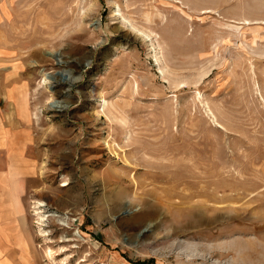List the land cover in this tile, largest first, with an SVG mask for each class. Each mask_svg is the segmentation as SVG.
Wrapping results in <instances>:
<instances>
[{"label": "rangeland", "instance_id": "1", "mask_svg": "<svg viewBox=\"0 0 264 264\" xmlns=\"http://www.w3.org/2000/svg\"><path fill=\"white\" fill-rule=\"evenodd\" d=\"M0 175L20 264H264V0H0Z\"/></svg>", "mask_w": 264, "mask_h": 264}, {"label": "crops", "instance_id": "2", "mask_svg": "<svg viewBox=\"0 0 264 264\" xmlns=\"http://www.w3.org/2000/svg\"><path fill=\"white\" fill-rule=\"evenodd\" d=\"M1 180H4V177H1L0 175V181ZM6 206L3 207L4 209L0 208V260L7 258L11 261V264H20L18 262L19 259L23 260V258L19 255L23 251L20 250V248L23 249V247L16 243L15 236L16 234L19 236L21 229L14 227V225H10L12 223L10 220L15 217L16 211L12 209L11 206ZM19 213H17V215ZM7 235L9 236L8 238H6ZM21 264L23 263L21 262Z\"/></svg>", "mask_w": 264, "mask_h": 264}, {"label": "bare ground", "instance_id": "3", "mask_svg": "<svg viewBox=\"0 0 264 264\" xmlns=\"http://www.w3.org/2000/svg\"><path fill=\"white\" fill-rule=\"evenodd\" d=\"M128 24L130 25L129 28H132V30H134L136 34H139V33H140L144 38H150V37H152V36H151V33H149V31L147 32V31H145V30L139 28L138 26H136V25L134 24V22H133L132 20L128 19ZM51 54H52V57H54V58L56 59L55 54H54L53 52H52ZM52 57H51V58H52ZM157 60H158V59H157ZM38 203L40 204V205L38 206V208H41V207L44 205L43 202H39V201H38ZM38 211H40V212H38V213H39L42 217L45 216V215L42 213V209H41V210H38ZM42 217H41V218H42ZM41 221H42V220H41ZM49 254L51 255V254H52V251H50Z\"/></svg>", "mask_w": 264, "mask_h": 264}]
</instances>
